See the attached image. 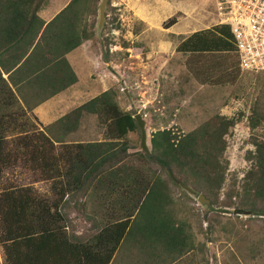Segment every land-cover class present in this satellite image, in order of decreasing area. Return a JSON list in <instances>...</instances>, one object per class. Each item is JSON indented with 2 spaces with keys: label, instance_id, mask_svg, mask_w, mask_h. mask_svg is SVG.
Wrapping results in <instances>:
<instances>
[{
  "label": "trees",
  "instance_id": "16d2710c",
  "mask_svg": "<svg viewBox=\"0 0 264 264\" xmlns=\"http://www.w3.org/2000/svg\"><path fill=\"white\" fill-rule=\"evenodd\" d=\"M42 1L0 0V163H6L16 148L26 151L41 179L50 182L53 194L52 198L36 196L29 185L0 190L1 264H106L132 228L141 248L158 244L167 252L191 249L182 223L175 224L165 209L163 175L215 201L224 181V135L235 119L216 115L180 136L169 128L153 132L150 149L133 153L132 158L155 164L158 171L150 175L129 158L128 169L115 167L126 157L125 146L117 148L118 139L137 125L130 112L120 111L110 101V90L43 129L35 128L25 118L27 112L76 81L64 54L90 38L81 16L92 0H68L46 23L35 15ZM175 22L168 16L162 26ZM230 50L234 52L232 36L228 26L221 24L192 32L175 51ZM99 108L108 114L103 123L110 140L64 139L76 129L83 112L97 113ZM247 119L250 129L264 126V112L256 106ZM251 144L253 150L245 156L251 166L232 190L234 209L264 217V135L251 138ZM85 187L104 197L105 201L94 203L95 211L103 210L104 216L97 219L99 228L85 243L89 248L85 244L77 248L66 231L69 221L61 207L64 196L83 192Z\"/></svg>",
  "mask_w": 264,
  "mask_h": 264
},
{
  "label": "rangeland",
  "instance_id": "374dc122",
  "mask_svg": "<svg viewBox=\"0 0 264 264\" xmlns=\"http://www.w3.org/2000/svg\"><path fill=\"white\" fill-rule=\"evenodd\" d=\"M67 1L43 0L42 5L49 3L57 9ZM99 2L92 0L81 16L90 38L83 41L84 48L80 51L91 58L86 64L83 59L74 62L77 82L36 105L34 111L31 108L32 114L27 112L25 118L35 128L43 129L63 113L101 91L110 90V101L120 111L141 117L147 150L151 134L163 128L180 136L216 115L234 118V124L224 135V181L215 201L211 203V198L201 191L186 192L163 175L165 209L175 218V224L182 223L192 244L190 257L196 263L264 264V217L235 211L232 194L251 166L245 157L247 150H253L251 138L264 135V126L250 129L247 123L253 106L264 112V72H241L231 50L175 51L192 32L214 25L212 0H106L103 20L97 25ZM168 16H173L176 22L163 27ZM106 118L108 114L101 108L97 113L83 112L76 129L64 139L110 140L103 123ZM118 140L117 148L125 146L126 157L115 167L128 169L133 153L142 151L138 127ZM25 152L16 148L6 163H0V190L29 185L36 196L52 198L50 182L41 179L40 171ZM9 153L12 154L10 150ZM132 162L147 175L158 171L153 163H140L135 158ZM84 194H69L62 203L61 210L72 227L81 213L91 209V200ZM198 194L208 202L197 201ZM78 227L85 230L83 223H78ZM136 234L132 228L111 264L119 259L124 261L120 264H136L151 249L148 245L141 248ZM1 255L0 247V261Z\"/></svg>",
  "mask_w": 264,
  "mask_h": 264
},
{
  "label": "built area",
  "instance_id": "2783aa9c",
  "mask_svg": "<svg viewBox=\"0 0 264 264\" xmlns=\"http://www.w3.org/2000/svg\"><path fill=\"white\" fill-rule=\"evenodd\" d=\"M214 25H227L241 72H264V0H212Z\"/></svg>",
  "mask_w": 264,
  "mask_h": 264
},
{
  "label": "crops",
  "instance_id": "0c3cea01",
  "mask_svg": "<svg viewBox=\"0 0 264 264\" xmlns=\"http://www.w3.org/2000/svg\"><path fill=\"white\" fill-rule=\"evenodd\" d=\"M65 4H62V5L59 6V8L54 9V8H52L53 7L52 4L45 3L38 9V11L35 13V15L39 19H41L44 23H46ZM83 45H84V42H82L79 46L71 49L70 51H66L65 54H64V57L67 60L68 65L70 66V68L72 69L73 73L75 74L76 81L74 83H76L77 79H78L77 71L74 68V67H76L74 62L77 61V59H83L85 61V64H86L87 62H89V60L91 58V56L89 54L80 51L81 49L84 48ZM2 76L5 78L6 74L2 73ZM74 83H72V84H74ZM72 84H70V85H72ZM61 91H63V89L60 90L57 93V95H59V93ZM51 97L53 98L55 96L53 95ZM45 101H47V100H45ZM35 108H36V106L32 110L34 111ZM90 188L91 187H85V190L83 192H80V195L85 193L84 196L86 195V198L91 200V204H92L91 209L89 211H87V212L81 213L82 215H80L79 218L75 219L76 220V225H74V227H72V225H70L69 222H68V226L66 227V231L69 228H71V231L68 230L69 232L68 231L67 232H68L70 238L75 242L73 245H75L77 248L80 247V244H85L86 242L89 241V238L99 228L98 227L99 224L97 223L98 222L97 219L101 220L103 218V216H104L103 210L100 209L98 211H95V209H94V203L96 201L101 202V200L105 201L104 197H102V194L100 195L99 192H98L97 195L94 194L90 190ZM76 194H77V192H76ZM66 197H68V195L64 196V200H65ZM80 197H82V196H78V200H82ZM79 205H80V207H82L81 203ZM71 223H73V221ZM78 223L79 224L80 223L84 224V227H85L84 231L82 230L81 227H78ZM122 240L120 241L119 245L122 243ZM119 245L116 247V249L114 250L112 256L108 259V262L106 264H111L113 262L112 260L116 256L117 249H118ZM85 248H89V247L86 246V244H85ZM150 248L151 249L148 250V252L144 255V257L142 259L138 258V262H136V264H191V263L198 264L195 261L191 262L189 260V257L191 256L189 254V251L191 249H188L186 251H183V250L176 251V250H174L172 252L171 251L167 252L166 250H163L162 247L159 246L158 244H156V245H154V246H152ZM167 253H169V254H167ZM169 255H171V256H169ZM122 262H124L122 259L116 260V264H120Z\"/></svg>",
  "mask_w": 264,
  "mask_h": 264
},
{
  "label": "water",
  "instance_id": "95a60500",
  "mask_svg": "<svg viewBox=\"0 0 264 264\" xmlns=\"http://www.w3.org/2000/svg\"><path fill=\"white\" fill-rule=\"evenodd\" d=\"M106 0H100L99 5H98V14H97V18H98V24H100V22L103 20L102 16H103V11H104V5H105ZM134 121L136 122V125L139 129L140 132V147L141 150L144 152H147V148L145 145V132H144V127H143V123L141 121V117L137 114H135L134 116ZM183 190H185L186 192L189 193H193L192 189L189 188L188 186L185 185H180ZM203 202V203H207L208 201L206 199L203 198L202 194H198L197 195V201Z\"/></svg>",
  "mask_w": 264,
  "mask_h": 264
}]
</instances>
